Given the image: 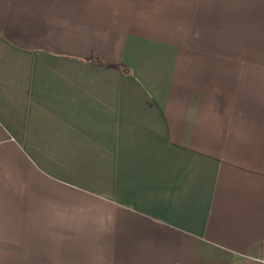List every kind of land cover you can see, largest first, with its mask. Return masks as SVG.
<instances>
[{"label": "crops", "instance_id": "1", "mask_svg": "<svg viewBox=\"0 0 264 264\" xmlns=\"http://www.w3.org/2000/svg\"><path fill=\"white\" fill-rule=\"evenodd\" d=\"M262 260L264 0H0V264Z\"/></svg>", "mask_w": 264, "mask_h": 264}, {"label": "trees", "instance_id": "2", "mask_svg": "<svg viewBox=\"0 0 264 264\" xmlns=\"http://www.w3.org/2000/svg\"><path fill=\"white\" fill-rule=\"evenodd\" d=\"M93 60L99 62V59H93Z\"/></svg>", "mask_w": 264, "mask_h": 264}, {"label": "built area", "instance_id": "3", "mask_svg": "<svg viewBox=\"0 0 264 264\" xmlns=\"http://www.w3.org/2000/svg\"><path fill=\"white\" fill-rule=\"evenodd\" d=\"M263 264H264V260H262Z\"/></svg>", "mask_w": 264, "mask_h": 264}]
</instances>
